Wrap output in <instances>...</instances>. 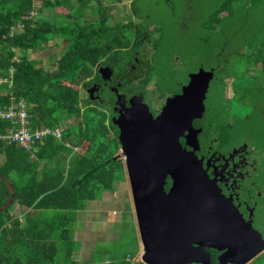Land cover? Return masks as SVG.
<instances>
[{"label":"trees","instance_id":"1","mask_svg":"<svg viewBox=\"0 0 264 264\" xmlns=\"http://www.w3.org/2000/svg\"><path fill=\"white\" fill-rule=\"evenodd\" d=\"M134 2L133 11L137 14L139 9ZM232 2L216 9L217 16L229 10L226 8ZM59 7L67 8L68 12H56L51 19L43 17L44 10ZM108 7L102 0H0V78L12 81V88L9 82L0 85V90L6 92H0L1 104L10 103L12 97L25 99L33 126L63 127L68 126L67 120L78 118L74 125L80 130L79 142L89 141L87 151L74 156L69 167L68 163L58 162L56 170L39 173V178L38 158H53L68 145L49 137L39 156L33 158L30 150L0 141V154L5 156L0 175L16 191L13 204L0 212V264H74L71 244L74 233L67 226L73 219L67 213L61 219L60 211L82 207L85 202L98 199L103 191H114L125 180V166L120 158L115 159L119 151L118 132L110 130L106 113L80 94L81 86L90 83L89 68L99 62L114 65L123 47L119 42L124 38L122 30L132 25L131 21H114L106 11ZM18 22H24L25 27L11 37V27ZM134 33L138 34L136 37L142 34L139 25ZM55 38L62 39L63 51L49 62L47 70L46 65L38 64L42 60L29 55L31 51L44 50ZM8 124L9 121H2L0 126ZM12 174L16 176L11 178ZM26 177V182H19ZM9 198V188L0 179V206ZM14 205L18 210L9 213ZM51 208L58 210L54 218H41L31 212ZM209 251L212 264H220L217 252ZM117 261L133 264L126 258Z\"/></svg>","mask_w":264,"mask_h":264},{"label":"flooded vegetation","instance_id":"2","mask_svg":"<svg viewBox=\"0 0 264 264\" xmlns=\"http://www.w3.org/2000/svg\"><path fill=\"white\" fill-rule=\"evenodd\" d=\"M164 4L166 7L167 4L171 5L170 9L175 5L174 2ZM172 10L189 12L191 15L193 13L188 5L180 7L179 10L176 8ZM137 24L142 26L141 23ZM178 25L180 26L181 23ZM144 28L151 29L146 25ZM194 33L201 35L200 32L194 31ZM142 34L139 37L135 34L134 40L129 39V45L121 48L122 53L131 54V61L121 66L99 62L92 67L94 72L88 77L90 83L84 85L89 99L91 102L98 101L103 105L102 108L96 107L106 113V122L110 130L114 133L117 131L119 138L120 128L114 120L120 116L121 108L124 111L131 107V98L134 95L143 96V102L148 105L154 118L161 115L169 98H175L169 106V116L164 118L159 127L155 128L146 123L140 125L144 133H152L155 129L162 130L160 132L164 133L166 138L155 145L153 139L142 140L143 144L139 149L148 151L157 145L161 150H179L185 157L190 156L191 159L194 153L201 161L209 179L215 181L245 221H251L253 227L261 232L264 238V160L263 166L260 163L264 154L259 152V148L264 149L262 145L264 142V51L218 50L213 56L211 52H204L203 59L196 62H193V56L197 53L189 52L185 64L191 60L193 63L190 68L177 66L181 67V73L175 79L177 83L161 95L157 88L160 83H150V77L145 75L150 62L147 58V47L141 46L143 41L149 43L150 39L147 36L143 37ZM182 37L186 38V35ZM185 41V47L192 42V40ZM181 46L177 45V47ZM173 56L174 60L180 59L178 53H174ZM238 65H241V68ZM105 66L112 67L113 74L110 79H104L106 72H102L101 69ZM224 70L226 71L223 72ZM198 73L201 74L196 75ZM199 79L203 85L208 82L203 99L200 90H192L198 86ZM136 80H141L137 88L134 87ZM93 87L95 90L91 93L89 89ZM188 87L190 90H187ZM146 90H150V96L145 92ZM106 93L108 97L105 96ZM120 96H123L125 101L122 106L117 104ZM200 103L204 104L203 107ZM110 122L115 127H112ZM233 126H239L243 128L242 130L248 129L249 133L243 138L241 135H238L237 139L227 137V132ZM248 136L254 140L252 148L250 141L244 140ZM220 140L222 142L219 143ZM227 141L232 143L225 144L224 142ZM127 149H130V146ZM127 149H122L119 141L117 154L125 152L124 156L119 158L125 166L126 174ZM157 157L158 155H143L140 158L142 166L156 165ZM165 179V189L169 190L173 183L172 176L168 174ZM126 182L130 187L128 174ZM209 250L216 251L217 256L223 252L213 248Z\"/></svg>","mask_w":264,"mask_h":264},{"label":"water","instance_id":"3","mask_svg":"<svg viewBox=\"0 0 264 264\" xmlns=\"http://www.w3.org/2000/svg\"><path fill=\"white\" fill-rule=\"evenodd\" d=\"M101 71L106 72L104 79H110L113 74L110 66L102 67ZM207 84L203 85L199 79L198 86L192 90H200L203 99ZM94 90L95 87L89 89L91 93ZM174 99L169 98L161 115L154 118L143 96L134 95L131 107L124 111L121 108L120 116L114 120L120 128L122 149L130 146L126 169L143 245L142 261L145 264H212L209 249L213 248L223 251L217 256L220 264H247L264 251V238L251 221H245L215 181L209 179L197 156L193 153L191 159L179 150H161L157 145L148 151L139 149L142 140L153 139L155 145L166 138L162 130L144 133L140 125L159 127L169 116ZM117 104H125L123 96ZM178 147H181L179 143ZM124 153L117 154L115 159ZM145 154L158 155L156 165L142 166L140 158ZM168 174L173 183L166 190ZM0 179L10 191V198L0 206L1 212L13 204L16 191L2 175Z\"/></svg>","mask_w":264,"mask_h":264},{"label":"rangeland","instance_id":"4","mask_svg":"<svg viewBox=\"0 0 264 264\" xmlns=\"http://www.w3.org/2000/svg\"><path fill=\"white\" fill-rule=\"evenodd\" d=\"M162 1L135 0L134 5L137 6V9H139V12L135 14L133 11L132 0H122L113 3L112 1L102 0L103 5H109V10L106 11H109L108 13L112 15L114 21L122 20L124 23H128L131 21L132 23L130 28H125L124 30H122L124 38L120 39L119 42L124 47L129 45L127 40L133 39V36L135 35L134 31L136 32L137 30V25L140 26V24L137 23L142 24V26H140V30L143 33V37L147 36L148 39H150L149 43L147 41H143V45L141 46L143 48L147 47V58L150 62L145 75H148L150 77V83H160L157 88L161 95L162 93L167 92L168 88L177 83L175 82V79L181 73V67L177 66L180 65L182 67H185V69L187 67L190 68V65L193 62L203 59V57L205 56L204 52H211L213 56V53L217 52L218 50L264 51V0H241V2H239V0H232L233 2L231 4L228 3L229 8H226L229 10L221 13L219 17L216 14V9L224 6L227 1L231 0H170L171 2L175 3L172 9L176 8L179 10L180 7L188 5L193 10L192 15L189 12H175L170 9L171 5L167 4V6L169 7L168 8ZM59 11L68 12V9L65 7H59L56 10L47 9L44 10L42 14L44 18L46 17L51 19L54 17L56 12ZM91 15H95L94 12H92ZM91 15H88V17L91 18ZM40 20H43V18H41ZM180 23L181 25L179 26L178 24ZM145 25L151 27V29H145ZM191 31L193 32L190 33ZM194 31L198 33L200 32L201 35H198L197 33L195 34ZM184 34L186 35V38L182 37V35ZM159 36H161V38H159ZM199 37H201V39H199ZM185 40H192V42H190V44L185 47ZM177 45L182 46L177 47ZM63 46L64 44H62V39L55 38L44 48V50L38 49L35 51H31L29 56L31 58L37 59L38 61L42 60L43 62L39 61L38 64L46 65V69L49 70V62H51V60H54V58H56L57 56H61ZM189 52H196L197 54L193 56V62L189 60V63L185 64L187 62L186 57L189 55ZM174 53H178V56H180V59L178 60L177 58H175V60L177 61L174 60V56L172 57ZM131 58L132 56L131 54H129V52H121V54L114 59L116 60V62H114V66H121L123 64H126V62L131 61ZM238 66L241 68V65ZM89 69V76H91V73L94 72V69ZM225 71L226 70H224L223 72ZM154 74L156 76H154ZM140 81L136 80L134 87L138 86V83H140ZM145 92H147L148 96H150V90H146ZM80 94L81 97H88V92L86 88H84V86H81ZM105 96L108 97L109 95L106 93ZM91 105L94 107H103V105L98 101H92ZM67 122L68 126H73H63L64 138L69 135L71 138L67 140L71 142L73 140L74 143H76L77 141L79 142L80 130L77 125H74L75 123H78V118L76 119L75 117H73L70 120H67ZM215 126L216 125L214 124V127ZM85 127L86 126L83 122V128ZM242 129L243 128L239 126H233V128L231 129L233 131L230 130L229 132H227V137H235L236 139L239 137L238 135H241L242 138L246 137L247 133H249L248 129ZM244 140L250 141V147L252 148V145L254 144L253 138L248 136ZM220 142H222V140H220L219 143ZM104 143L107 142L105 141ZM224 143L231 144L232 141H227ZM262 145H264V142H262ZM88 146L89 141L86 139L82 143H78V145L74 147V150L72 149L73 147L64 150L70 151V153H72L70 158L71 160L74 156L76 157V155L83 154L85 151H87ZM259 152L263 155L264 149L262 147L259 148ZM263 160L264 157L260 160L262 166ZM40 164L44 165L43 163ZM67 165L69 166V164ZM124 173V178L127 181V174L125 170ZM10 177L13 178V174L10 175ZM24 181L25 178H20L19 180V182ZM120 187L122 186H120L118 183L116 188L117 193L123 196V198L127 199L128 205L126 210H124L123 212H121V210L119 211L118 208L114 209L117 213V215L114 214L115 220L120 217L122 218V221L120 223L115 222V227L116 231H118V234L115 238L109 239L106 238V235L108 233H104L102 238L99 237L100 239L97 240L100 243L99 249H107V251H110V257H113L116 260L111 264H118L117 259H125L129 252L132 253L134 251V247L137 243L138 245H142L134 202L131 195V187H129L126 182L124 187ZM105 192L106 191H103L100 196H103ZM109 199L110 197L107 196V198L102 202V209L107 206V200ZM17 207H19V205H17ZM13 209L18 210V208H16L14 205L10 209L9 213H13ZM66 213L69 217L75 216L72 210H63L60 211L61 219L66 217ZM44 216L48 218H54V215L51 211H49L48 213H44ZM71 223L75 228L74 237L77 236L78 233L79 228L77 227H83V229L88 230L90 234L94 233L96 229L93 223L89 227L85 226V222L80 218H78L77 221ZM71 223L67 226H72ZM102 225L103 224L101 223L99 231L105 232L109 224H105L104 226ZM96 251H98V248L96 249ZM128 256L130 257L129 260L131 261V263H137L134 260L135 258L131 257V254H129ZM75 259L77 261L74 264H84L78 258ZM97 261H101L102 263H104V260L100 258H98ZM70 262L71 261H69V263ZM249 263H264V251H262L247 264ZM96 264H98V262H96Z\"/></svg>","mask_w":264,"mask_h":264},{"label":"crops","instance_id":"5","mask_svg":"<svg viewBox=\"0 0 264 264\" xmlns=\"http://www.w3.org/2000/svg\"><path fill=\"white\" fill-rule=\"evenodd\" d=\"M71 138L66 137L62 139H56L58 142L61 143H65L66 145H68V148L73 147L72 149L74 150V147H76L78 145V143L80 142H76L74 143V141L72 140L69 141L67 139ZM79 139V138H78ZM76 141V140H75ZM45 141L43 142H38L37 144L33 145L30 149L32 152V157H38L39 156V152L42 148V145L44 144ZM71 154L70 151H59L57 153L56 156H54L53 158H47L46 156L42 159L38 160L40 161V163H43L44 166L42 164H40L41 166L38 168L39 172H38V178L40 177L39 173H41V175L44 174V172L46 170H51L54 169L56 170V168L58 167L57 164L58 162H63L68 163L70 161L71 158ZM5 156L3 154H0V164H2L4 162ZM69 167V166H67ZM37 175V174H36ZM14 177L16 176V174L13 175ZM27 177L25 178V182L27 181ZM125 180L119 182V185L124 187L125 185ZM127 183V182H126ZM120 187V188H122ZM127 188V187H126ZM129 188V187H128ZM120 194L117 193V189H115L114 191H106L104 193L103 196H100L98 199L96 200H91L85 202V205H83L82 207H79L77 209L72 210L74 215L73 217H71L74 221H77L78 218H80L81 220H83L85 222V226L89 227L92 223L94 224V226L96 227L95 232L91 233L86 230L83 229V227H77L78 229V233L77 236H73V240L71 241L72 244V251H73V257L78 258L81 262H83L84 264H96V262H98V264H111L112 262L116 261L113 257H110V251H107V249L101 250L100 248V243L97 241L98 239L102 238L104 233H108L106 235V238L112 239L115 238L118 234V231H116V227H115V222L116 223H120L122 221V218H118L117 220H115V216L114 214L117 215L116 210L117 209L121 212H123L124 210H126L128 202L126 198H123V196H118ZM108 197H110L109 200H107V206L104 207V209H102V202ZM120 200V201H119ZM124 200V202H123ZM120 203V206H119ZM49 211L52 212V214L54 215V217L57 215L58 210L56 209H32V213H34L35 215H40L41 218H44V213H48ZM118 211V213H119ZM48 215V214H47ZM23 217V216H22ZM20 217V218H22ZM114 220V221H112ZM103 224L102 226H104L105 224H109L107 230L105 232H100L99 228H100V224ZM71 227L73 229V233L75 232V228L73 226V224L71 223ZM101 226V227H102ZM100 237V238H99ZM143 245L138 243L135 245L134 247V251L132 253H128L131 254V257H134L135 261L137 262L136 264H139L142 262V254H143ZM142 247V248H141ZM98 248V251H96V249ZM78 253V254H77ZM126 256V259L129 260V256ZM103 259L104 263H102L101 261H97V259ZM122 259V258H121ZM76 260V259H75ZM119 260V259H117ZM77 261V260H76Z\"/></svg>","mask_w":264,"mask_h":264},{"label":"built area","instance_id":"6","mask_svg":"<svg viewBox=\"0 0 264 264\" xmlns=\"http://www.w3.org/2000/svg\"><path fill=\"white\" fill-rule=\"evenodd\" d=\"M36 12L32 13L34 16ZM25 27L24 22H18L11 27L10 36L13 37L17 32H21ZM9 82V88H12V81L9 78H0V85ZM1 94L6 92L1 91ZM10 103L1 104L0 102V123L9 121L10 124L0 126V141L6 144H17L25 149H30L38 142H43L49 137L56 139L63 138V127L51 128L48 126H33L31 113L29 112V103L21 98H11Z\"/></svg>","mask_w":264,"mask_h":264}]
</instances>
